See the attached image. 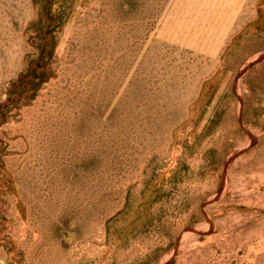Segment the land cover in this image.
Returning a JSON list of instances; mask_svg holds the SVG:
<instances>
[{"label":"rangeland","instance_id":"obj_1","mask_svg":"<svg viewBox=\"0 0 264 264\" xmlns=\"http://www.w3.org/2000/svg\"><path fill=\"white\" fill-rule=\"evenodd\" d=\"M0 264H264V0H0Z\"/></svg>","mask_w":264,"mask_h":264}]
</instances>
